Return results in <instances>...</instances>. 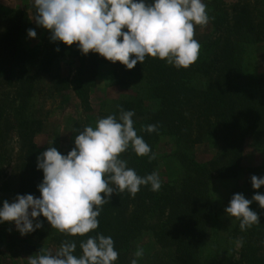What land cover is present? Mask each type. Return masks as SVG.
Returning a JSON list of instances; mask_svg holds the SVG:
<instances>
[{
    "label": "trees",
    "instance_id": "1",
    "mask_svg": "<svg viewBox=\"0 0 264 264\" xmlns=\"http://www.w3.org/2000/svg\"><path fill=\"white\" fill-rule=\"evenodd\" d=\"M207 4L209 30L199 41L198 59L179 69L146 57L143 64L137 62L129 70L98 53L84 55L75 43L52 42L51 33L44 49L40 47L45 43L29 46L26 37L33 29L32 21L16 9L0 11V85L14 89L12 96L8 92L0 96V167L13 165L18 194L40 196L37 185L43 172L36 167L39 148L34 138L42 127V95L47 90L62 94L73 90L82 111H90V89L96 74L106 67H111L113 79L121 75L124 82L136 86V96L120 101L112 111L98 113L94 121L85 120L86 125L76 123L61 154L74 147L76 130L94 126L98 118L118 114L120 108L135 112L134 126L152 153L159 138L169 139L167 155L180 166L179 180L159 176V191L142 186L135 197L117 190L98 217L96 231L111 236L119 253L115 264H130V244L146 231L159 247L173 249L170 264H264V208L258 202L253 200L249 207L258 214L259 223L241 231L238 220L223 239L212 240L209 234L210 221L217 220L211 182L244 178L242 187L249 200L264 194V186L253 189L250 179L264 176V163L261 167L242 164L247 145L264 153V72H247L245 60L247 44L264 43V0H235L228 6L211 0ZM62 59L69 60L65 73L58 66ZM149 124L156 125L157 131H141ZM13 138L14 145L7 149ZM197 143L215 146V154L197 160L191 150ZM121 158L140 176L158 173L156 156L149 160L129 148ZM39 220L43 226L35 232L48 231L52 248L75 239L76 254L80 253L79 240L84 237L65 236L43 216ZM235 241L238 253L232 247ZM207 242H213L212 252L205 253ZM0 264H4L1 253Z\"/></svg>",
    "mask_w": 264,
    "mask_h": 264
},
{
    "label": "clouds",
    "instance_id": "2",
    "mask_svg": "<svg viewBox=\"0 0 264 264\" xmlns=\"http://www.w3.org/2000/svg\"><path fill=\"white\" fill-rule=\"evenodd\" d=\"M37 25L50 30L51 41L76 44L82 54L90 51L127 69L146 57L164 60L173 67L188 68L197 61L200 43L194 38L195 26L208 24L210 17L204 0H34ZM27 35L37 33L29 29ZM59 50V49H57ZM133 110L119 109L118 114L98 118L74 138V147L61 154L49 147L37 156L36 167L43 179L37 185L39 197L17 194L0 206V223L14 222L23 236L42 228L39 217L47 219L51 228L77 241L64 240L52 253L41 248L28 256L27 264H115L119 253L111 236L98 231L103 206L113 193L125 192L132 197L142 186L157 192L161 180L157 172L145 176L128 166L121 154L129 148L137 156L155 159V153L135 128ZM156 132L157 126L141 128ZM253 189L264 186V176L251 178ZM103 193V196L101 195ZM258 202L264 208V194L252 200L234 194L225 213L240 222L241 231L259 223V216L250 209ZM95 232V235H88ZM143 249L135 252L130 264H137Z\"/></svg>",
    "mask_w": 264,
    "mask_h": 264
},
{
    "label": "rangeland",
    "instance_id": "3",
    "mask_svg": "<svg viewBox=\"0 0 264 264\" xmlns=\"http://www.w3.org/2000/svg\"><path fill=\"white\" fill-rule=\"evenodd\" d=\"M211 0H204L207 4ZM226 6L235 2V0H222ZM150 2V0H146ZM208 6V4H207ZM16 9L24 13L33 23V29L37 35L35 38L26 37V44L29 46H38L44 44L41 49L47 46L50 36V30L43 29L37 25L35 21L36 11L34 8V0H0V11ZM45 30V31H43ZM208 24L195 26L194 38L199 42L207 37ZM39 49V48H38ZM246 50V68L251 74L264 72V43L247 44ZM69 60H61L59 69L62 73L68 70ZM74 72L76 66H70ZM111 67L99 70L96 74L95 84L90 89L91 108L92 110L82 111L80 101L76 97L73 90L65 93H52L46 91L42 95L40 105L42 107V127L35 135V142L39 148V154L47 150L49 143L53 140L52 147H55L60 153L65 151L68 146L69 137L73 126L76 123L86 125L85 120L94 121L98 113L109 112L114 110L116 105L122 101L137 94V87L131 83L123 81L121 75L113 79ZM5 84L0 85V96L2 92L14 94V89H6ZM6 89V90H5ZM16 139V138H15ZM7 147L14 145V140ZM168 137H161L157 141L154 149L155 156L158 158V174L162 179L179 180L181 177V169L179 164L168 156L169 144ZM168 144V145H167ZM196 155L197 160L204 161L215 154L216 148L210 144L197 143L191 148ZM14 153V152H13ZM264 163V153L259 147H250L247 145L242 157V164L245 167H261ZM12 166V167H11ZM3 178H2V176ZM16 177L13 171V165L0 167V206L7 200L11 203L16 195ZM244 178L232 180H215L211 182V199L215 204V212L217 220L210 221L209 234L210 238H226L233 227L237 224L235 217H229L225 213L231 197L236 193H241L246 199H251L242 187ZM211 219V218H210ZM44 232H31L21 235L15 228L14 222L0 223V253L4 264H27L28 256L35 255L41 248L54 253L58 248H52L48 240V236ZM207 242L205 245V253L212 252L211 244ZM214 245V244H213ZM233 250L239 252V245L233 242ZM143 249V256L138 259L137 264H170L173 262L174 255L172 248L159 247L148 231L139 235L130 244V258H135V252ZM236 258H238L236 254Z\"/></svg>",
    "mask_w": 264,
    "mask_h": 264
}]
</instances>
